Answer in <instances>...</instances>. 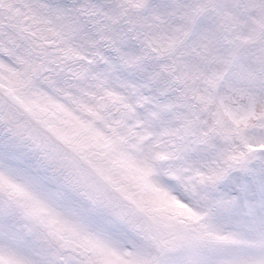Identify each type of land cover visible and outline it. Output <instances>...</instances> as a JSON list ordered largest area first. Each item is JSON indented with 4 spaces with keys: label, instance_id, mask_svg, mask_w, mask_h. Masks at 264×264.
I'll return each instance as SVG.
<instances>
[{
    "label": "snow or ice",
    "instance_id": "snow-or-ice-1",
    "mask_svg": "<svg viewBox=\"0 0 264 264\" xmlns=\"http://www.w3.org/2000/svg\"><path fill=\"white\" fill-rule=\"evenodd\" d=\"M0 264H264V0H0Z\"/></svg>",
    "mask_w": 264,
    "mask_h": 264
}]
</instances>
